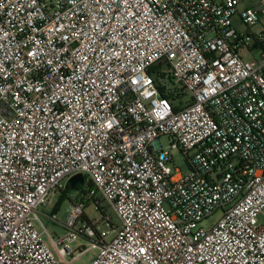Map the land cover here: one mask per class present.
I'll use <instances>...</instances> for the list:
<instances>
[{
  "label": "built area",
  "instance_id": "1",
  "mask_svg": "<svg viewBox=\"0 0 264 264\" xmlns=\"http://www.w3.org/2000/svg\"><path fill=\"white\" fill-rule=\"evenodd\" d=\"M262 211L264 0H0V264H264Z\"/></svg>",
  "mask_w": 264,
  "mask_h": 264
},
{
  "label": "rangeland",
  "instance_id": "2",
  "mask_svg": "<svg viewBox=\"0 0 264 264\" xmlns=\"http://www.w3.org/2000/svg\"><path fill=\"white\" fill-rule=\"evenodd\" d=\"M257 54L258 53H256L255 55ZM161 143L164 148L167 147V142L165 139L162 138ZM174 156H175V162L179 164L181 168L184 170L183 162H184L185 157L179 152H176ZM83 182L84 183L81 186H83V188H86L88 183H90V180L86 179L85 181V179L83 178ZM79 193H80V190L67 189L65 186L56 189L55 194L52 198V202H51L52 203L51 207L53 208V211L56 214L55 219H50L44 215V213L49 212L48 205L41 206L37 209L38 216H39L41 223L43 224L46 231L53 238L55 239L63 238L65 237V235H67L69 231L65 227L67 212L72 202L76 199ZM99 204L103 209V213H101L98 209H96L94 204L89 205L88 202H85V207L83 209L85 217L96 222L97 223L96 226L98 229H106L108 227L107 225L108 223L105 220L106 218L107 219L110 218L113 224H118L119 219L114 213V211L112 210V207L103 200L99 201ZM102 214H104L103 217H105V219L102 217ZM220 217H221V211L216 210L212 215L200 221L198 223V226L203 227L205 229H209L217 222V220ZM260 218L264 219V211H262ZM83 219L84 221H86L85 218ZM44 238H46L45 235H44ZM46 241L49 242L48 239H46ZM89 242L90 240L86 235H78L76 239L70 241V245L73 248H76L79 245L88 246ZM94 252L95 250L86 251L83 254H81L78 258L71 261L70 263H63V264H88V260L90 259V257L92 256Z\"/></svg>",
  "mask_w": 264,
  "mask_h": 264
},
{
  "label": "water",
  "instance_id": "3",
  "mask_svg": "<svg viewBox=\"0 0 264 264\" xmlns=\"http://www.w3.org/2000/svg\"><path fill=\"white\" fill-rule=\"evenodd\" d=\"M68 185H70L72 188L75 187V185H82L83 182V176L81 174H74L73 176H71L67 182Z\"/></svg>",
  "mask_w": 264,
  "mask_h": 264
},
{
  "label": "trees",
  "instance_id": "4",
  "mask_svg": "<svg viewBox=\"0 0 264 264\" xmlns=\"http://www.w3.org/2000/svg\"><path fill=\"white\" fill-rule=\"evenodd\" d=\"M167 97H169L168 95H166ZM89 185H90V183H89ZM65 187L67 188V189H75V190H80L81 189V185H75V187L74 188H72L70 185H68L67 183L65 184ZM102 199L100 198L99 199V197L97 198V200H95V208L96 209H98L101 213H103V209H102V207L100 206V204H99V201H101ZM104 216V214H102V217ZM104 219H105V217H103Z\"/></svg>",
  "mask_w": 264,
  "mask_h": 264
}]
</instances>
